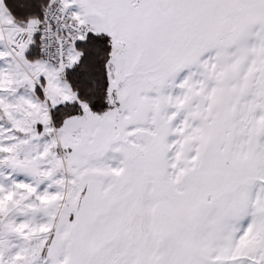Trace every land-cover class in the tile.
Segmentation results:
<instances>
[{
    "label": "snow or ice",
    "instance_id": "snow-or-ice-1",
    "mask_svg": "<svg viewBox=\"0 0 264 264\" xmlns=\"http://www.w3.org/2000/svg\"><path fill=\"white\" fill-rule=\"evenodd\" d=\"M0 264H264V0H0Z\"/></svg>",
    "mask_w": 264,
    "mask_h": 264
}]
</instances>
